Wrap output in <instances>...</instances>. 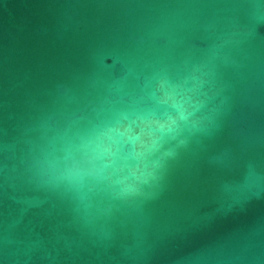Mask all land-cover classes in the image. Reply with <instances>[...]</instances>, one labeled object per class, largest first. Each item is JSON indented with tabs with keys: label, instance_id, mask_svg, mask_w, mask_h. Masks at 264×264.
Masks as SVG:
<instances>
[{
	"label": "water",
	"instance_id": "obj_1",
	"mask_svg": "<svg viewBox=\"0 0 264 264\" xmlns=\"http://www.w3.org/2000/svg\"><path fill=\"white\" fill-rule=\"evenodd\" d=\"M0 264H264V0H0Z\"/></svg>",
	"mask_w": 264,
	"mask_h": 264
}]
</instances>
